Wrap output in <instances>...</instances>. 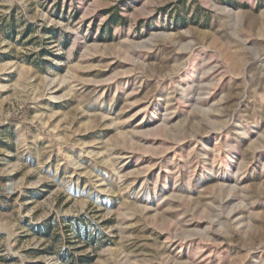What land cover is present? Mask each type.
I'll return each instance as SVG.
<instances>
[{"label": "rangeland", "instance_id": "obj_1", "mask_svg": "<svg viewBox=\"0 0 264 264\" xmlns=\"http://www.w3.org/2000/svg\"><path fill=\"white\" fill-rule=\"evenodd\" d=\"M0 264H264V0H0Z\"/></svg>", "mask_w": 264, "mask_h": 264}]
</instances>
